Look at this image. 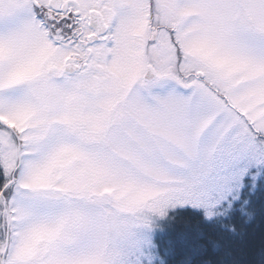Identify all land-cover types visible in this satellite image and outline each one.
<instances>
[{"label":"snow or ice","instance_id":"snow-or-ice-1","mask_svg":"<svg viewBox=\"0 0 264 264\" xmlns=\"http://www.w3.org/2000/svg\"><path fill=\"white\" fill-rule=\"evenodd\" d=\"M258 223L264 0H0V264H264Z\"/></svg>","mask_w":264,"mask_h":264},{"label":"trees","instance_id":"trees-1","mask_svg":"<svg viewBox=\"0 0 264 264\" xmlns=\"http://www.w3.org/2000/svg\"><path fill=\"white\" fill-rule=\"evenodd\" d=\"M182 227H183L182 224H178V229H180ZM262 231H264V223H258L255 226V237H256L257 240L259 239V236H260Z\"/></svg>","mask_w":264,"mask_h":264}]
</instances>
